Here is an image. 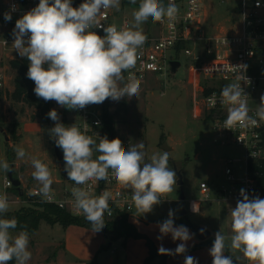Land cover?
Segmentation results:
<instances>
[{"label":"clouds","instance_id":"9594fccd","mask_svg":"<svg viewBox=\"0 0 264 264\" xmlns=\"http://www.w3.org/2000/svg\"><path fill=\"white\" fill-rule=\"evenodd\" d=\"M136 4L137 0H130ZM193 10L196 0H191ZM257 7L260 6L257 0ZM121 0H83L73 7L72 0H39L37 6L24 13L15 22L12 30V48L20 57L29 61L26 76L34 82V93L45 102L55 101L60 107L69 110L84 109L88 105H99L108 99L120 101L140 95V80L132 71L143 55L147 36L142 25L149 19L153 23L174 24L179 18V8L174 2L167 6L160 0H139L138 9L132 12V21L123 27L116 24L104 26L100 18H106L109 9L119 11ZM15 4L4 13V19L11 21ZM102 28L104 35L94 29ZM7 42L5 41V44ZM239 71L236 81L226 84L217 97L213 93L209 105L217 102L227 111L223 127L241 129L258 127L264 122V95L260 97L254 114H250L248 95L241 81L249 84L243 75L246 65L232 66ZM128 75L125 77L124 73ZM47 116L55 122L49 129L55 145L63 152L64 171L73 182L70 189L73 207L91 225L92 232H100L105 227V214L112 215L109 201L112 192L105 189L93 195L91 182L114 179L124 189L132 193V206L138 215L151 213L154 206L162 203L166 194L176 185V172L169 166L168 151L153 153L148 157L145 144L141 141L128 150L119 138L109 140L100 137L99 143L85 134L76 125L65 126L60 122L56 109ZM87 127V125L85 126ZM18 160H30L33 180L38 185V193L45 199L52 198V172L49 166L36 156L29 155L23 147L15 149ZM94 153H99L95 158ZM0 170L13 172L9 162L0 160ZM242 199L230 208L231 233L226 236L217 231L209 254L212 264H237L241 257L233 259L225 255L228 247L232 252L242 253L249 264H264V199L250 196L240 189ZM11 202L6 193L0 194V264H28L30 235L25 226L14 235L18 228L15 217L4 218ZM193 212L198 209L195 204ZM158 240L171 235L173 241H181L177 247L167 249L161 244L160 255H179L187 251V242L194 234L185 225L174 224V211L169 210L168 218L158 224ZM205 229H200L203 234ZM226 242H228L226 244ZM184 264H198L196 258L185 256Z\"/></svg>","mask_w":264,"mask_h":264},{"label":"rangeland","instance_id":"374dc122","mask_svg":"<svg viewBox=\"0 0 264 264\" xmlns=\"http://www.w3.org/2000/svg\"><path fill=\"white\" fill-rule=\"evenodd\" d=\"M160 3L164 5L165 0H160ZM202 5L207 36L224 34L235 29L237 19L233 17L232 12L237 8L238 0H202ZM138 6L139 0L136 4L130 3V0H122L119 11H122V14H125L131 22L132 12L138 9ZM142 28L146 36L151 35L156 29V24L149 19ZM21 58L16 51H0V128L2 129L0 130V160L6 159L9 162L12 159L9 164L14 166L13 176L20 179L21 187L27 192L33 187H39L31 176L34 169L31 167L30 160L16 158L14 149L17 146L23 147L29 155L36 156L49 166L53 178L52 189L59 190L65 178L55 157L53 139L49 134V129L55 126V122H42L38 117H34V108L10 97L16 75L11 61ZM179 60L180 65L173 75L146 79L140 86L139 97L122 98L118 102L108 99L94 107L107 112V116L112 120L114 138H119L126 150L141 141L145 144L146 162L153 153H159L162 150L160 148L162 142L172 147V150L168 151L169 166L174 171L176 169L181 172L183 181L181 187L176 184L174 190L165 195L162 203L154 206L153 212L138 215L135 210V216L129 220V223L139 232L144 230L158 235L160 233L158 224L168 218L171 209L174 211V224L185 225L194 234L192 243L187 245L188 247L198 243L194 233L196 227H203L210 232V236L206 238V242L210 244L214 242V234L217 231H221L226 236L230 235L229 210L236 206V202L219 200L216 196L215 200L200 202L198 213H190L187 210V201L191 198L200 199L198 191L200 181L205 180L211 182L213 186L216 185L226 158L229 156L242 160V153L239 148H227L214 142L211 121L205 118V109L202 112V95L206 92L211 79L204 76V72L193 71L191 68L194 65L190 64L194 62L185 55L181 54ZM194 93H196L195 113L196 116L199 115L198 117H195L193 112ZM52 102L60 116V122L65 126L72 125L75 110L60 107L55 101ZM259 103L260 99H257L255 103L252 102L254 106ZM96 140L99 143V138ZM94 155L97 156L99 153ZM235 166L240 172L241 163H236ZM5 178L7 173L0 170V193H7L11 200L9 212H16L37 204L28 201L25 197H17L13 189L5 190L3 188ZM181 190L185 197L184 201L179 199ZM145 226L149 228L146 229ZM16 232L18 231H14L13 234L15 235ZM82 233L84 232L78 225H69L64 228L58 222L50 224L41 221L39 228L29 234L31 259L28 264H82L93 260L96 254H90L87 251L88 245L84 244ZM168 238L172 239L170 234ZM132 239L135 240V238ZM150 239L153 241L152 238ZM118 240H121L120 243L117 242ZM122 242L123 239L112 241L111 245L105 249L107 258L113 259L116 252H123L126 245H122ZM179 243L181 241L178 240L171 242L168 249L174 250ZM115 247L117 250L114 251ZM232 254L234 260L236 257H241L239 262L244 259L242 253L238 251ZM189 255L196 258L198 264H212V257L207 249H195L188 253L172 255L166 259L165 264H184L185 256ZM225 255H227L226 252ZM135 257L136 252L132 250L128 256L131 264Z\"/></svg>","mask_w":264,"mask_h":264},{"label":"built area","instance_id":"2783aa9c","mask_svg":"<svg viewBox=\"0 0 264 264\" xmlns=\"http://www.w3.org/2000/svg\"><path fill=\"white\" fill-rule=\"evenodd\" d=\"M83 0H72L73 7H78ZM170 0H165L164 5ZM179 8V18L174 24H169L167 20L157 22L156 29L151 35H147V42L143 48V55L137 62V66L132 71L135 73L141 84L149 78L165 77L171 74L170 61L179 60L181 54L192 60L193 71L204 72V76L210 77L211 83L207 85L206 92L202 95L203 110L205 118L211 121V128L214 134V142L227 148L236 147L241 150L242 160L227 157L224 165L220 169V176L216 185H211L209 181H200V199H189L187 210L190 213L200 211V202H209L216 199L223 201H233L242 199L240 189L246 190L250 198L259 196L264 199V184H259V179L264 178V122H260L258 127L241 129L238 126L234 129H226L223 122L226 119L227 111L225 106L219 102L215 106H210L208 101L213 93L217 97L222 88L229 83L236 81L239 71L232 66L246 65L243 72L249 80V84L241 81L245 93L248 95V107L250 114H254L257 106H254L257 99L264 95V0H238L235 12V29L224 34L206 35L203 19L202 0H196L197 7L193 10L191 0H171ZM39 0H0V51H15L12 48V30L15 22L24 13L37 6ZM15 4L17 10L12 12L11 21L4 19V13L9 11L10 6ZM100 23L104 26L116 24L123 27L130 23L129 18L122 14V11L109 9L106 18L101 17ZM99 35H104L102 28L94 29ZM5 41L7 42L5 44ZM204 58V59H201ZM127 77L128 73H124ZM1 87V82H0ZM196 93L193 99V112L195 113ZM76 124L82 132L100 139L105 127L103 112L94 105H88L84 109L74 111ZM87 125V127H85ZM62 157H63V152ZM94 155L93 158H95ZM64 161V160H63ZM241 163L242 167L238 172L236 163ZM73 182L64 180V184L59 190L52 189V198L45 199L38 193L39 187H33L27 192L23 188V196L28 201L38 204L54 205L74 217H82L74 207L70 193ZM5 190L12 189L13 185L8 178L3 183ZM105 189L112 192L109 207L112 215L105 214V218H112L116 213H124L127 220L135 216V208L132 206L130 190H126L114 179L111 182L93 181L91 190L93 195L101 194ZM216 190V191H215ZM3 194V193H0ZM7 194V193H6ZM165 199V197L163 198ZM11 201V200H10ZM198 209L193 212L192 207Z\"/></svg>","mask_w":264,"mask_h":264},{"label":"trees","instance_id":"16d2710c","mask_svg":"<svg viewBox=\"0 0 264 264\" xmlns=\"http://www.w3.org/2000/svg\"><path fill=\"white\" fill-rule=\"evenodd\" d=\"M12 67L16 70V75L14 78V89L10 93V97L18 102H22L29 107L34 108V117H38L42 122L52 123L53 121L47 116V113L54 109V104L52 101L45 102L43 99L38 98L33 89L35 87L34 82L27 78L26 73L28 71L29 61L26 57L19 60L11 61ZM1 96V92H0ZM103 110V109H102ZM103 112L105 127L102 131V136H107L109 140L114 139V132L112 127V120L107 116L106 111ZM12 162V159L9 160ZM259 184H264V178L259 179ZM15 193L16 189L12 188ZM15 217L18 220V228L15 231L20 230V226H25L29 234L35 232L39 228L41 221H46L47 223H60L64 228L69 225H78L86 228H91L89 222L86 221L84 216L74 217L71 216L66 211L51 205V204H35L26 208L19 209L16 212H8L4 218ZM105 227L100 231L106 238V245L102 246V249L108 248V242H112L117 239H123L122 245L128 238L143 239L147 247V255L143 260L142 264H165L166 259L172 255H160L158 254L157 247L155 243L145 234L140 233L135 229V227L129 223L127 220V215L124 213H116L112 218H105ZM213 243H207L206 241H201L195 245L187 247L186 253L203 248L205 246H212ZM225 252L227 255H232L231 250L226 247ZM234 259V256H233ZM10 264H15V261L10 262ZM84 264H97L96 258L86 262Z\"/></svg>","mask_w":264,"mask_h":264},{"label":"crops","instance_id":"0c3cea01","mask_svg":"<svg viewBox=\"0 0 264 264\" xmlns=\"http://www.w3.org/2000/svg\"><path fill=\"white\" fill-rule=\"evenodd\" d=\"M235 11L236 9L232 12L233 17H235ZM5 159V156H4ZM220 200V199H219ZM131 219V218H130ZM129 219V220H130ZM75 226V225H74ZM81 227V231L84 232L82 233L83 235V240H84V244L88 245L87 246V251L90 252V254L95 253L96 254V260L98 264H131L132 262L128 260V256L131 254V251H135L136 252V257L134 258L133 264H141L142 260L146 257L147 255V248L144 244V240L143 239H132V238H128V240L125 241L126 247L123 250V252L119 251L116 252L115 254V258H107V251L104 249L100 250V248H102V246H104L105 243H107V238L106 236L102 233V232H92L91 228H86V227H82V226H78ZM146 227V226H145ZM149 227H146V229H148ZM142 234L147 235L148 237L152 238L157 249L159 248V246L161 244H163V246L165 248H169V244L171 242H173V240H169L168 236H165L162 240H158L157 237L160 235V233L157 235L156 233H151L149 231H140ZM210 236V235H209ZM121 240H118L117 242L120 243ZM204 241H207L204 240ZM198 243L201 242L200 240L197 241ZM196 242V243H197ZM112 243V242H111ZM190 243H192V239L189 240V243L187 245H190ZM111 245V244H110ZM212 246H205L203 248H199L201 250H209ZM117 250V248L115 247L114 251ZM238 264H249V262L246 259H243L241 262L237 261ZM85 262H83L82 264H84Z\"/></svg>","mask_w":264,"mask_h":264},{"label":"water","instance_id":"95a60500","mask_svg":"<svg viewBox=\"0 0 264 264\" xmlns=\"http://www.w3.org/2000/svg\"><path fill=\"white\" fill-rule=\"evenodd\" d=\"M121 7H122V0H121ZM180 65V61L178 60H172L170 61V70H171V74L173 75L177 69V67H179ZM262 70H264V66L262 67ZM0 130H2L0 128ZM7 137L5 136V139ZM160 148L164 151H170L172 150V147L167 145L165 142H162L161 145H160ZM53 150H54V154H55V157L57 159V161L59 162V165H60V169L62 171V174L64 176V178L66 180H68V177H67V174L66 172L64 171V161H63V157H62V153L60 151V149L55 145V142H54V139H53ZM13 166V164H11ZM14 168V166H13ZM175 172H176V177H177V180H176V184L181 187L183 181H182V174L180 171L176 170L175 169ZM7 178L11 181L13 187L16 189L17 193L19 196H23V188L21 187V181L19 178H17L16 176H13V172H9L7 173ZM179 199L181 201H184L185 200V197H184V194L181 190V193H180V196H179ZM185 213V209H184V206H183V214ZM203 227H196L194 228V233H195V236L198 238V240L200 241H203L205 240L206 238L209 237L210 235V232L205 229L204 233L201 234L200 233V229H202ZM111 242H108V245H110Z\"/></svg>","mask_w":264,"mask_h":264}]
</instances>
